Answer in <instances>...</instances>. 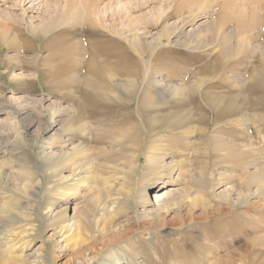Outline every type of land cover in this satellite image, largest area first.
<instances>
[{"label": "rangeland", "instance_id": "obj_1", "mask_svg": "<svg viewBox=\"0 0 264 264\" xmlns=\"http://www.w3.org/2000/svg\"><path fill=\"white\" fill-rule=\"evenodd\" d=\"M39 1H0V18L19 22L0 31V162L15 155L25 172L6 167V183L15 189L18 176H30L31 184L48 188L42 149L82 143L85 159L78 163L98 170L100 187L76 193L68 214L84 212L98 235L100 209L111 199L128 204L108 226L120 235L103 254L122 252L128 258L122 264H264V113L249 111V135L238 114L217 122L221 112L243 113L246 97H261L252 92L264 77L252 64L264 73V55L253 51L264 47V0H74L64 10L71 14L62 13L63 0L61 11L51 0L38 9ZM54 12L59 19L51 23ZM158 84L181 86V93L159 98ZM201 96L227 97L225 110H213ZM188 97L203 110L189 107ZM60 121L72 122V130L57 133ZM151 151L162 176L148 162ZM248 172L263 184L247 180ZM159 178V187L150 186ZM142 185L151 200L145 207L137 204ZM156 192L199 201L163 213L158 227L139 216L157 208ZM68 259L61 254L51 264Z\"/></svg>", "mask_w": 264, "mask_h": 264}, {"label": "bare ground", "instance_id": "obj_2", "mask_svg": "<svg viewBox=\"0 0 264 264\" xmlns=\"http://www.w3.org/2000/svg\"><path fill=\"white\" fill-rule=\"evenodd\" d=\"M37 1L39 0H20L19 2L17 1L18 3H15V4L21 5L22 3L24 4L27 2L26 5H28L29 3H33ZM44 1L49 3V0H40L38 4L37 3L36 4L39 5L41 2H44ZM52 1L55 2L57 9L61 11V8L63 5V3L62 4L60 3L61 0H51V2ZM63 1H64V8L62 9V13H64L65 8L67 9V11H69V9L73 6V3H74V0H63ZM14 2L16 1L13 0V5H15ZM200 4H199V7H200ZM195 6L198 7V5H195ZM38 9H40V5ZM56 12H54V15L51 14L52 16L50 17L51 18L50 22L54 21L57 18V16H55ZM58 12L56 13L57 15L61 14V12L59 13ZM66 14H71V13L69 12ZM72 15L74 14L72 13ZM61 16H63V14ZM59 17L57 19H59ZM8 23L16 24V25L19 24L17 19H13L10 17L0 18V31L2 27L7 26ZM203 27H204V24H203ZM205 27L208 28L209 25L208 27L207 25ZM253 51H254V54H256V52H261L264 55V47H260L259 49L257 47H254ZM255 56L256 55H254L251 58L252 62L257 60ZM252 66H253L252 68L253 73L257 74L259 72L261 76L264 77V73L262 70H260L257 66H254L253 64ZM159 84L155 85L154 87L159 91V94H158L159 98L162 97L166 100L169 98H172L171 95L173 96L174 91L178 93L177 91L181 90L180 89L181 86H179L180 88H177L176 86H171L170 84H169L170 86H167V85L162 86V84L160 86ZM163 85H164V82H163ZM183 89H186V88L183 87L182 92H183ZM184 92L182 94H185ZM179 93H181V91ZM252 94L261 95V97L260 96L259 98L246 97L245 99H243L245 103L244 104L245 111L243 113L234 112V113L228 114L227 112H221L219 113L220 115L217 118L218 119L217 122L222 123V124L227 123L228 121L232 119L234 115L238 114L239 115L238 124L242 123V126H244L243 134L247 132V134L249 135L250 130H251L250 129L251 119L249 116L250 115L249 111H251L252 113H256L258 110H260L262 113H264V84L263 83L255 84L253 87ZM187 95L188 94H186V96ZM180 96L182 97V95ZM134 97L135 96H132L131 98H134ZM175 97H174V100L176 99ZM110 98L111 100H118L117 102L121 100L119 97H116V99L114 97H110ZM188 98H187L188 100L187 104L189 105V107L191 105L196 110H203L202 104L200 106L198 103V100L195 97H191L189 99ZM213 98L214 97H211V96H201V100H203L205 104L213 107V110L214 109L215 110L221 109V111H223V109L225 110V108L222 107V105L224 104V102L226 103L227 97H215L214 98L215 101ZM247 100L249 103H247ZM131 101L132 100H129V102ZM250 105H252V108L250 107L251 109L248 108ZM78 113L79 112H77L73 116V119L78 116L77 115ZM14 118L17 119V115H15ZM203 118L204 117L202 118L199 117V120ZM34 119L35 118L32 119L33 123H34ZM161 122L162 121H160V123ZM58 123H59V129L57 133L61 135L66 134L70 130H72L73 125H74L70 121L69 122L60 121ZM16 134L17 135L15 138L17 142L21 141L23 143L24 136L21 134V132L16 131ZM232 139H234L233 136L230 139H228V141L234 144L233 143L234 141ZM12 151H15V149ZM40 155H41L40 162L42 164V171L44 174V178H45L46 184L50 185L48 188L43 189V190H41L40 181H38L37 184H34V185L31 184L34 182V180L30 176H27V177L18 176L16 178V180H18V185L16 186L15 189H13L5 181L6 172L4 169L6 167L7 168L10 167L12 171L16 170L19 173L24 174L25 172L22 169L23 163L19 159H17L15 155H11L10 157L8 156L7 159H4L3 161L0 162V264H51L52 262H56L55 260L61 257V254H62V257L69 256V259L66 262H64V264H90L91 261H95L98 264H122L121 262L123 261V259H128L127 256L123 258L122 252L120 251L110 252L107 255L103 254V252L105 251V248L109 246V244L115 242V240L119 238L120 234L117 231L114 232L112 228L110 229H107V228L109 225L110 227H112L111 225L114 222L115 218L118 215L120 216L119 213L124 211V208L126 206L124 203L123 204L125 206L122 205V203L119 202L118 199H111L109 203H106L103 206V208L100 209L101 211H103L104 225L99 231L98 235H93V232L91 229L92 226L90 225V221L88 220L84 212H77L73 216H70L68 214V208H69L68 206L70 202L72 201V199L75 198L74 195L76 193H79L80 190L84 187H86L89 191H93L95 190L96 187L98 188L100 187V184H99L100 175H98V170L93 165H91L90 167H87L85 163H80V162L78 163V161H82L85 159L84 157H82L84 155L83 144L82 143L72 144L70 149H67L66 145H62L56 151L52 149L47 151L46 148H43ZM148 162L149 164H152V165L158 164L157 168L155 169L154 174L162 176L163 171L165 170H160V168H162L163 165H161L160 162L155 160V154L153 151H151L149 154ZM171 166L170 165L167 166L166 170L171 169ZM67 172L68 174H66ZM258 177L259 176L256 174L249 173L247 174L246 179L249 181L255 180L257 183L262 181L261 184H258L261 186L263 184V180H259ZM159 180L160 178L151 180L149 182L150 186L159 187L160 185L158 184L162 183V181L161 180L159 181ZM121 191H122L121 192L122 194L124 190H121ZM146 191H147V187L145 185L142 187L140 191L141 192L140 197L139 198L137 197L138 198L137 204H140V206H143V207H145L149 202H151L150 198L147 197L148 195L146 196V193H147ZM111 192L113 193V191ZM107 193L110 194V192H107ZM125 194L126 192H124V195L122 194L123 198L127 197L125 196ZM133 195H134L133 197H135V194ZM117 196L119 195L117 194ZM168 197L170 196L168 195ZM191 197L187 195V197L179 201L175 199L173 200L171 197L170 198H167V196L164 197L163 195H161V192H156L154 196V200L152 199V202L154 201L153 205H155L157 208L152 211H143L140 214L138 213L137 210H135V213L137 216L139 214V216H141L142 218L143 217L152 218L151 220H152L153 225L160 227V226H163L164 224V221L162 218L163 213L167 214L173 211L174 209H181L184 206L183 204L186 202L189 203L190 205L193 203L196 206L199 200L197 201L196 198L194 197L191 198ZM94 199L95 201L93 204H97L100 201V196L95 194L92 200ZM127 201L129 202V200ZM130 202L132 203L134 201H130ZM126 207L128 209V204ZM122 209L123 211H121ZM49 231L52 232V235L50 236L51 241L44 242L42 245H40L38 247L39 249L35 252L34 256H31L30 254H28V251L34 248L35 242L40 239H43L44 235ZM108 232H110L112 237H108ZM97 236L98 237L103 236V237L99 242L97 241L96 244H93V242L97 240L98 238ZM220 261L222 260L220 259ZM214 262L216 264V261ZM209 263L211 262L209 261Z\"/></svg>", "mask_w": 264, "mask_h": 264}]
</instances>
